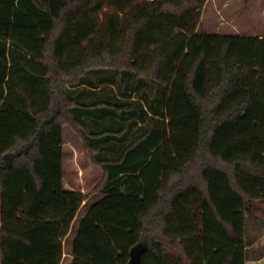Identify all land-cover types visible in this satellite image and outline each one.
Masks as SVG:
<instances>
[{"label": "trees", "instance_id": "1", "mask_svg": "<svg viewBox=\"0 0 264 264\" xmlns=\"http://www.w3.org/2000/svg\"><path fill=\"white\" fill-rule=\"evenodd\" d=\"M206 1L0 0V264H60L85 199L64 185L65 124L103 173L69 264H128L136 248L137 264L246 263L256 239L247 226H264V198L248 194L237 167L264 179V164L227 161L210 142L250 104L245 95L217 113L244 73L226 57L262 59L264 101V35L199 31ZM152 19L161 49L142 70L129 61L131 47ZM66 25L120 32L124 43L64 66ZM209 56L219 79L205 92ZM218 174L231 192H220Z\"/></svg>", "mask_w": 264, "mask_h": 264}, {"label": "rangeland", "instance_id": "2", "mask_svg": "<svg viewBox=\"0 0 264 264\" xmlns=\"http://www.w3.org/2000/svg\"><path fill=\"white\" fill-rule=\"evenodd\" d=\"M199 31L217 34H240L245 36L264 35V0H207L203 6ZM161 28L158 19L145 23L131 47L132 61L140 69H146L161 49ZM63 64L69 66L105 51L113 55L124 43V34L102 31H80L66 25L62 31ZM236 64L244 73L239 79L240 87L228 94L217 113L226 112L245 95L250 104L245 113L222 123L215 128L210 150L214 155L232 161L249 160L264 164V101L261 81L262 59L257 56H228L226 67ZM217 58H207L205 92L218 82ZM63 135V177L65 183L84 196V204L74 218L69 234L64 238V252L68 254L72 239L77 232V224L88 206L100 196L99 187L103 179L102 169L91 159V151L86 147L80 134L70 124H65ZM238 181L251 197L264 198V179L251 177L240 166ZM209 172V171H208ZM210 176V174H209ZM210 179V178H209ZM219 181L222 194L231 192L223 176H213ZM213 180V181H214ZM213 188V187H212ZM65 258L61 264H69Z\"/></svg>", "mask_w": 264, "mask_h": 264}, {"label": "crops", "instance_id": "3", "mask_svg": "<svg viewBox=\"0 0 264 264\" xmlns=\"http://www.w3.org/2000/svg\"><path fill=\"white\" fill-rule=\"evenodd\" d=\"M64 185L66 188H69V189H74L76 191H78L77 189L71 187V186H68L66 183H65V180H64ZM100 192V191H99ZM102 197V194L100 193V196L98 198H96L94 201L98 200L99 198ZM93 201V202H94ZM84 202V201H83ZM263 203H261L260 205H264V200L262 201ZM84 203H82L83 205ZM82 205L78 208L74 218L78 215V212L80 210V208L82 207ZM89 207V206H88ZM74 218L72 219L71 221V224L74 220ZM255 223H251L249 224V226H247V230L249 231V234L250 235H255L256 236V239L250 243L248 245V249L250 250V252L252 254L249 255V257L246 259V263L245 264H264V254L261 256V257H256L254 254L258 253V252H263L264 250V226L262 227V229L259 231L258 230V227H257V221H254ZM79 223V222H78ZM71 224H70V227H71ZM78 226V224H77ZM70 227H69V230L67 232V234L65 235V237L69 234L70 232ZM64 237V238H65ZM64 238L62 239V259L60 261V264L65 261V258L68 257L67 261L70 263L71 259H72V255H71V248H69V252L68 254H66L64 252Z\"/></svg>", "mask_w": 264, "mask_h": 264}, {"label": "water", "instance_id": "4", "mask_svg": "<svg viewBox=\"0 0 264 264\" xmlns=\"http://www.w3.org/2000/svg\"><path fill=\"white\" fill-rule=\"evenodd\" d=\"M4 160L7 165H10L11 162V156L9 154L4 155ZM138 261V249L132 250L131 258L128 262V264H137Z\"/></svg>", "mask_w": 264, "mask_h": 264}]
</instances>
